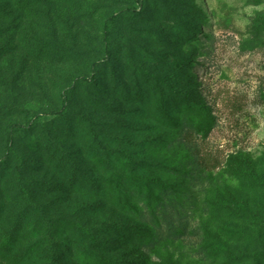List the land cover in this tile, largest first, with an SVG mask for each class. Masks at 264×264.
Wrapping results in <instances>:
<instances>
[{
	"label": "rangeland",
	"instance_id": "obj_1",
	"mask_svg": "<svg viewBox=\"0 0 264 264\" xmlns=\"http://www.w3.org/2000/svg\"><path fill=\"white\" fill-rule=\"evenodd\" d=\"M133 8L137 16L130 13ZM3 14L0 238L11 234L19 216L24 220L14 226V231L19 229L15 255L1 252L0 264H17L19 253L29 245L39 246L37 257H42L47 223L90 228L124 221V211L71 184V163L77 177L96 171L93 136L83 115L99 126L104 134L100 142L107 149L120 147L114 139L121 137L136 144L143 138L151 141L157 135L154 122L144 113V105L127 102V93L136 86L144 91L149 76L168 79L174 58L204 66L198 75L212 104L215 126L203 150L221 160L223 168L198 187V209L191 225L199 236L169 246L160 255L197 264L193 249L205 236L199 226L205 225L210 239L225 229L203 210L217 192L245 206L248 212L235 227L250 230L246 242L239 244L253 243L264 219V0H140L139 4L136 0H48ZM111 15L115 20L110 23L105 54L103 28ZM194 31L196 37L191 38ZM92 73L96 82L83 84L82 78ZM64 94L69 96L67 114L52 116L50 112L62 109ZM98 103L120 112H105ZM14 124L19 127L11 132ZM25 127L30 128L23 131ZM230 155L238 174L227 167ZM251 173L261 179L262 188L253 184ZM175 181L191 190L187 181ZM94 205L100 206V212ZM226 230L231 233L234 227Z\"/></svg>",
	"mask_w": 264,
	"mask_h": 264
},
{
	"label": "trees",
	"instance_id": "obj_2",
	"mask_svg": "<svg viewBox=\"0 0 264 264\" xmlns=\"http://www.w3.org/2000/svg\"><path fill=\"white\" fill-rule=\"evenodd\" d=\"M47 1L14 0V5L11 0H0V15L10 10H28ZM136 1L140 3V0ZM10 7L13 8L8 10ZM130 13L138 15L136 8L130 9ZM114 20L115 15H111L104 23L102 41L105 54L109 52L110 23ZM196 32L191 33V38L196 37ZM171 67L168 79L149 76L144 91L140 92L136 86L127 93V102L147 108L144 113L154 122L155 139L143 138L136 144L127 137L116 138L114 140L121 143L120 147L107 149L100 142L104 138L100 139V136L104 134L97 128L99 126L93 125L88 115H83L88 123L87 131L93 136L96 171L94 175L77 177L71 163V184L79 185L81 191L101 199L102 203L124 211V221L101 223L90 228L79 223H47L44 228L48 238L43 256L37 257L39 246L29 245L19 253L17 264H37L41 260V264H181L174 255L164 258L160 254L186 238L199 236L198 230L191 225L198 209V187L205 183L209 174L223 168V164L203 150L215 126L212 104L207 100L204 84L198 75L204 66L193 64L190 59L174 58ZM96 79L97 75L92 73L82 81L91 85ZM62 101V109L50 112L52 116L67 114L69 96L62 95ZM97 107H103L105 112H120L114 106L106 110L102 103ZM16 127L19 126L11 125L10 131H17ZM29 128L25 127L23 131ZM229 158L228 169L233 171L232 174H238L239 167L231 164L234 157L230 155ZM250 176L253 184L262 188L261 179L253 173ZM79 178L80 181L75 182ZM175 180L187 181L191 190ZM206 203L203 210L225 229L210 239L205 225L199 226L205 236L200 237L193 249L192 254L197 256L195 263L264 264V219L254 234L253 243L242 245L239 242H246L250 230L235 225L248 212L245 206L241 207L232 196L221 192H217L215 200ZM93 208L100 212L99 205ZM41 218L45 219L42 215ZM19 220L24 219L19 216L12 225L11 234L0 238V253L15 255L19 229L14 231V226ZM227 226L234 227V231L230 233Z\"/></svg>",
	"mask_w": 264,
	"mask_h": 264
}]
</instances>
